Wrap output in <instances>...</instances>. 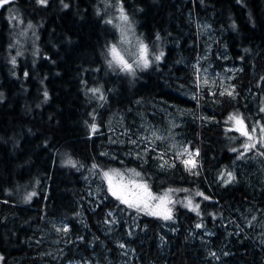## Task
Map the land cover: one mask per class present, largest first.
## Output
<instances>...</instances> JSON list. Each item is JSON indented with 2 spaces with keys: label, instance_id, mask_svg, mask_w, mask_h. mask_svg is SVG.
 <instances>
[{
  "label": "trees",
  "instance_id": "16d2710c",
  "mask_svg": "<svg viewBox=\"0 0 264 264\" xmlns=\"http://www.w3.org/2000/svg\"><path fill=\"white\" fill-rule=\"evenodd\" d=\"M102 1L0 2V264H264V0H111L160 45L130 70Z\"/></svg>",
  "mask_w": 264,
  "mask_h": 264
},
{
  "label": "rangeland",
  "instance_id": "374dc122",
  "mask_svg": "<svg viewBox=\"0 0 264 264\" xmlns=\"http://www.w3.org/2000/svg\"><path fill=\"white\" fill-rule=\"evenodd\" d=\"M103 7L102 10H99L98 13L101 11H107L109 13V19L113 22L116 26L118 31V38L117 40L110 45L108 48V57L111 61V64L115 62L113 60V56L111 54V49L115 47L117 52L119 53L120 57L123 59L125 63L131 66L132 68H139L144 66V61L146 60L150 65L152 63V58L160 52V45L158 42L150 43V44H143L140 41V35L137 33V25L136 23L129 17L125 16L122 12V4L117 2L113 3L111 0H103ZM22 38L26 39V31L25 29L18 27ZM17 27H12L11 32L15 35L18 33ZM29 42H35V32L34 30L30 29V34L28 36ZM32 43V44H33ZM29 44V43H28ZM19 45L16 43L14 49L16 54H24L25 51H28L27 45ZM144 46L143 54L141 53V46ZM31 50L34 51V48ZM119 64V63H118ZM123 67L122 64H119ZM145 67V66H144ZM230 124L232 129L236 132H242L243 135L250 134L245 131L244 126L242 125L239 118L233 116L230 119ZM246 133V134H245ZM189 160L192 161L194 156H188ZM197 166H192V170L195 171ZM107 175H105L106 182L108 188L111 193H116L115 196L118 197L120 201L128 205L129 207L146 212L149 214H157L160 216H168L170 211V201L171 198L166 193L156 194L154 193L149 186L146 184L145 181L141 180L137 175L136 172L128 169L123 168L122 170H114L107 171Z\"/></svg>",
  "mask_w": 264,
  "mask_h": 264
},
{
  "label": "snow or ice",
  "instance_id": "6c2138e0",
  "mask_svg": "<svg viewBox=\"0 0 264 264\" xmlns=\"http://www.w3.org/2000/svg\"><path fill=\"white\" fill-rule=\"evenodd\" d=\"M0 2L2 3H8L9 0H0ZM41 3H44L45 0H40ZM143 51H144V46L142 45L141 46V53L143 54ZM111 54L113 56V60L117 61L119 64H122L123 65V70H130L131 69V66L128 65L127 63H125L123 61V59L120 57L119 53L117 52V49L115 47H113L111 49ZM157 59H159V57H157ZM147 61L145 60L144 61V66L147 67ZM246 134V133H245ZM105 175H107V173H105ZM116 193L114 192L113 195H115ZM125 203H127V201H125ZM167 218V217H166Z\"/></svg>",
  "mask_w": 264,
  "mask_h": 264
}]
</instances>
